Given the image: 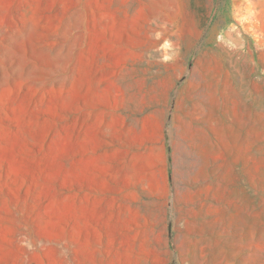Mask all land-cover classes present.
I'll use <instances>...</instances> for the list:
<instances>
[{"label": "rangeland", "instance_id": "374dc122", "mask_svg": "<svg viewBox=\"0 0 264 264\" xmlns=\"http://www.w3.org/2000/svg\"><path fill=\"white\" fill-rule=\"evenodd\" d=\"M0 264H264V0H0Z\"/></svg>", "mask_w": 264, "mask_h": 264}]
</instances>
